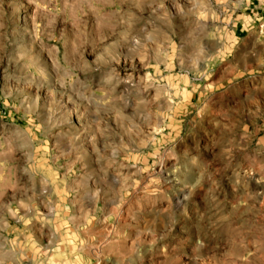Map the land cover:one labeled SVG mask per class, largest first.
<instances>
[{"label": "rangeland", "instance_id": "1", "mask_svg": "<svg viewBox=\"0 0 264 264\" xmlns=\"http://www.w3.org/2000/svg\"><path fill=\"white\" fill-rule=\"evenodd\" d=\"M264 0H0V264H264Z\"/></svg>", "mask_w": 264, "mask_h": 264}, {"label": "built area", "instance_id": "2", "mask_svg": "<svg viewBox=\"0 0 264 264\" xmlns=\"http://www.w3.org/2000/svg\"><path fill=\"white\" fill-rule=\"evenodd\" d=\"M260 20L258 21V31L259 33H264V15L260 18Z\"/></svg>", "mask_w": 264, "mask_h": 264}]
</instances>
